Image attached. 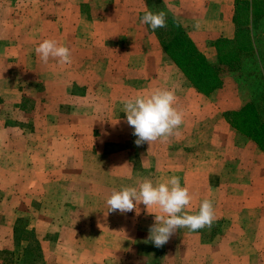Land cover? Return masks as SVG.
<instances>
[{"label": "crops", "instance_id": "crops-1", "mask_svg": "<svg viewBox=\"0 0 264 264\" xmlns=\"http://www.w3.org/2000/svg\"><path fill=\"white\" fill-rule=\"evenodd\" d=\"M160 1L209 62L219 40L237 42L236 0ZM145 11L147 0H0V264H264V150L227 120L259 88L226 71L200 92L141 24ZM44 39L71 62H41ZM158 88L174 91L182 124L138 146L122 100ZM173 175L190 214L212 202L210 227L156 247L158 207L108 212L113 189Z\"/></svg>", "mask_w": 264, "mask_h": 264}, {"label": "clouds", "instance_id": "clouds-1", "mask_svg": "<svg viewBox=\"0 0 264 264\" xmlns=\"http://www.w3.org/2000/svg\"><path fill=\"white\" fill-rule=\"evenodd\" d=\"M151 30L165 27V12L145 11L140 20ZM38 59L48 63L50 58L58 64L71 62V51L67 46L54 39H44L34 49ZM176 97L170 89H155L149 94H137L122 100V111L127 124L136 137L134 143L149 145L157 140L167 139L178 134L183 121L182 112L175 107ZM192 196L186 186H182L180 177L170 176L163 181L153 182L142 178L134 185L113 189L106 197L108 212L121 213L134 210L143 204L146 208L156 206L162 214L154 215V223L149 228V239L156 247L164 245L177 229L197 231L211 226L215 219L213 204L204 199L198 211L190 214Z\"/></svg>", "mask_w": 264, "mask_h": 264}, {"label": "trees", "instance_id": "trees-1", "mask_svg": "<svg viewBox=\"0 0 264 264\" xmlns=\"http://www.w3.org/2000/svg\"><path fill=\"white\" fill-rule=\"evenodd\" d=\"M147 2L150 11H163L160 0ZM236 6L238 39L234 43L218 41L220 58L217 63L209 62L197 50L185 29L171 17L165 15V27L153 31L165 52L204 94H214L215 89L221 85L219 75L226 71L237 73L239 79H245V82H248L246 73L251 76L253 81L250 83L256 85L259 91L253 92L251 105L237 115L234 113V119L227 120L239 133L256 141L264 150V75L259 74L260 62L264 66V0H236ZM251 10L254 12L252 22ZM252 34H255L256 40H260L257 47L252 42Z\"/></svg>", "mask_w": 264, "mask_h": 264}]
</instances>
